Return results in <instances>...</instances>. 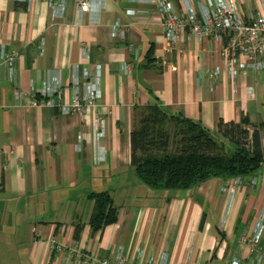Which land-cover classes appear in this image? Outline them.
<instances>
[{
    "label": "crops",
    "instance_id": "0c3cea01",
    "mask_svg": "<svg viewBox=\"0 0 264 264\" xmlns=\"http://www.w3.org/2000/svg\"><path fill=\"white\" fill-rule=\"evenodd\" d=\"M148 1L91 0L80 13L78 0H0V264H83L52 249L54 239L88 251L95 260L87 264L117 250L131 262L142 252L141 264H232L238 253L248 264L255 255L241 236L264 216V168L242 184L212 178L188 190H151L132 166L131 134L138 111L156 102L216 131L222 120L247 116L253 131L264 123V73L237 70L233 78L221 57L225 41L215 36L184 33L167 50ZM171 1L184 9V0ZM187 1L198 9L207 0ZM233 1L248 19L264 14V0ZM2 49L17 53L13 71ZM98 65L101 136L91 115L63 114L40 92L61 89L69 100ZM99 191L113 196L118 220L92 233L89 195Z\"/></svg>",
    "mask_w": 264,
    "mask_h": 264
},
{
    "label": "trees",
    "instance_id": "16d2710c",
    "mask_svg": "<svg viewBox=\"0 0 264 264\" xmlns=\"http://www.w3.org/2000/svg\"><path fill=\"white\" fill-rule=\"evenodd\" d=\"M153 66V46L146 53ZM161 71L160 69H158ZM220 121L213 130L200 121L172 113L158 102L140 109L131 134L132 166L151 190H188L212 178L244 179L264 168L260 131L264 123ZM256 126V127H255ZM89 224L92 233L117 222L118 207L108 191L93 192ZM76 237L81 224L76 226Z\"/></svg>",
    "mask_w": 264,
    "mask_h": 264
},
{
    "label": "built area",
    "instance_id": "2783aa9c",
    "mask_svg": "<svg viewBox=\"0 0 264 264\" xmlns=\"http://www.w3.org/2000/svg\"><path fill=\"white\" fill-rule=\"evenodd\" d=\"M50 1H55L53 3L61 7L62 0ZM184 3L185 7L180 11L171 0L148 1L149 6H152L162 19L167 50L173 49L174 43L180 40L184 33H187L189 37L192 36L201 40L215 36L225 41L221 50V57L233 78L237 70L251 69L258 76L264 73L262 59L264 53V14L258 13L254 18L248 19L233 0H207L201 2L198 9H195L187 0H184ZM77 6L80 13L90 11L91 0H78ZM127 12L134 14L136 10L130 9ZM115 29L116 26L113 25V34ZM130 49L133 52L132 60H136L138 57L137 48L131 45ZM17 56V53H8L5 49H2V63L8 65L11 71H13V64ZM130 67L129 62L122 66L125 72H129ZM219 71L218 67L213 76L216 77ZM100 82L101 69L98 65L93 78L89 79L88 77L84 84L83 92L80 91L77 81L74 83L75 86L69 100L64 99L61 89L56 90L55 94L45 89L40 92L44 97L49 98V103L61 110L63 114H79L86 118L91 115L96 133L101 136L103 131L100 128L103 120L94 110L96 103H98ZM233 181L235 184L243 183V180L239 177L233 179ZM263 234L264 216L262 215L258 219L253 233L241 236V243L249 247L252 256L253 253L255 254L252 259L249 258L248 264H264V246L261 244ZM52 245L55 246V250L67 255L69 263L79 261L87 264L95 260L88 251L78 245H66L57 239L51 242V248ZM241 258L242 254L238 253L232 264H241ZM99 260L102 264H141L142 252L139 253L138 260L135 262L129 261L122 250H117L109 257Z\"/></svg>",
    "mask_w": 264,
    "mask_h": 264
},
{
    "label": "rangeland",
    "instance_id": "374dc122",
    "mask_svg": "<svg viewBox=\"0 0 264 264\" xmlns=\"http://www.w3.org/2000/svg\"><path fill=\"white\" fill-rule=\"evenodd\" d=\"M135 124H136V122H135ZM65 199L67 200V197H66V198H63L62 200L64 201ZM90 201H91L90 203L93 205V201H92V200H90ZM54 245H55V244H54ZM54 247H55V246L52 245V249H54ZM84 250H85V249H84ZM25 263L27 264L26 261H25Z\"/></svg>",
    "mask_w": 264,
    "mask_h": 264
}]
</instances>
